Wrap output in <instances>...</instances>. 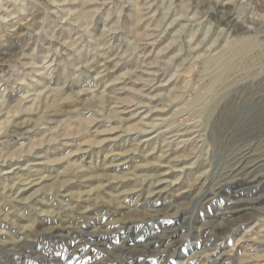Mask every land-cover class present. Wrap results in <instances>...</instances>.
Listing matches in <instances>:
<instances>
[{
    "label": "rangeland",
    "instance_id": "1",
    "mask_svg": "<svg viewBox=\"0 0 264 264\" xmlns=\"http://www.w3.org/2000/svg\"><path fill=\"white\" fill-rule=\"evenodd\" d=\"M89 1L0 0V140L26 148L0 151V264H264V199L240 206L242 197L257 199L264 188L228 187L237 175H264V167L245 166L255 156V143H264V0H141L154 28L145 39L133 34L132 0ZM84 9L91 17L81 16ZM247 35L258 38L260 58L245 60L247 72L233 83L222 71L212 84L216 73L203 76L204 60ZM26 81L33 84L22 89ZM130 87L133 100L122 103L119 97ZM55 90L69 97L52 108L48 100ZM221 94L239 108L219 144L213 114ZM93 112L106 120L99 123L108 128L100 135L105 142L77 154L61 146L53 152L61 165L104 167L122 194L116 200L105 191L92 202L86 192L70 200L76 187L41 190L62 167L58 161L53 171L41 167L49 144L28 147L24 137L40 123L57 125ZM134 115L139 124L130 129ZM147 143L156 169H131L143 162ZM185 147L190 152L178 157L174 150ZM231 151L235 161L226 170ZM90 188L93 184L84 187ZM118 228L131 234L125 238ZM170 231L173 238H161ZM132 248L145 252L133 260Z\"/></svg>",
    "mask_w": 264,
    "mask_h": 264
},
{
    "label": "bare ground",
    "instance_id": "2",
    "mask_svg": "<svg viewBox=\"0 0 264 264\" xmlns=\"http://www.w3.org/2000/svg\"><path fill=\"white\" fill-rule=\"evenodd\" d=\"M89 0H81V2H83L84 4L85 3H88ZM92 1V0H91ZM90 2V1H89ZM182 2V1H181ZM79 9V8H78ZM94 9V7H93ZM144 10H145V7H144V4L141 0H132V4H131V11H130V17H131V22L132 24L131 25V28H132V31L134 32L133 34H135L138 38H143L145 36H149L151 34L154 35V28L151 26V19H149V17H147L146 13H144ZM81 11V10H80ZM83 12V13H82ZM80 14L82 16V14H84L83 16H90L91 12L87 9H84V11H82ZM77 13V11L75 12ZM75 15V14H74ZM78 15H79V11H78ZM150 15V14H149ZM77 16V15H76ZM88 17V19H89ZM81 19V18H80ZM83 19V17H82ZM74 21V19H73ZM73 23V22H72ZM82 24V23H81ZM232 24H237V22L235 20H233ZM235 26V25H234ZM239 26V25H238ZM83 27V26H82ZM81 27V28H82ZM236 27V26H235ZM131 31V30H130ZM244 31L248 32L250 31L247 28L244 29ZM132 33V32H131ZM135 36V37H136ZM152 36V35H151ZM240 37V36H239ZM146 38V37H145ZM143 38V39H145ZM137 39V38H136ZM235 45L229 49H224L222 52H219L218 50V53L212 55V56H209L207 57L205 60H204V71H203V76H207L210 77L212 73H216L215 77L211 78V83L212 84H215L217 82L216 80V77H217V74L219 72L222 73V71L224 73H226L225 75H230V80L228 82H231L232 83L234 82L233 80L235 79V81L237 80L236 78L237 77H241L242 75L244 76L245 74V65L243 64V62H245V60L248 59V64L249 63H253L255 62L257 59L256 57L258 56L260 58V53L256 50L257 48H259V46L261 45L259 43V40L258 38H256V36H252V35H247V36H243V37H240L239 39H237L235 41ZM163 50V48H162ZM220 50H221V47H220ZM253 52H256V53H253ZM158 54V53H157ZM160 54V53H159ZM100 55V54H99ZM252 55V56H251ZM261 55H264V52L261 53ZM248 56H251V58H249ZM154 57V56H152ZM156 58V57H155ZM258 58V59H259ZM157 59V58H156ZM256 59V60H255ZM255 60V61H253ZM155 61V60H154ZM247 65V64H246ZM243 66L245 67L244 70H243ZM254 66V64H253ZM252 66V67H253ZM263 66V65H262ZM61 67V66H60ZM249 67H247V70ZM256 69V68H254ZM261 69V68H260ZM36 70V69H34ZM251 70V69H250ZM253 70V69H252ZM37 71V70H36ZM234 72H238L236 75H234ZM247 72V71H246ZM249 72V71H248ZM258 72V71H257ZM260 72V70H259ZM258 72V73H259ZM134 73V72H133ZM220 73V74H221ZM261 73V72H260ZM263 73V72H262ZM261 73V74H262ZM43 75V73H41ZM234 75L231 77V75ZM247 74V73H246ZM249 74V73H248ZM247 74V75H248ZM253 74L254 72L252 73V77H253ZM139 75V74H138ZM145 76V75H143ZM259 76V75H258ZM261 76V75H260ZM63 77V76H62ZM219 77V76H218ZM223 77V76H222ZM228 77V76H227ZM255 77V76H254ZM38 78V76H37ZM40 78V77H39ZM220 78V77H219ZM229 78V77H228ZM226 78V79H228ZM249 78V77H248ZM257 78V77H256ZM218 79V78H217ZM222 79V78H221ZM250 79V78H249ZM253 79V78H252ZM169 80V79H168ZM23 81V80H22ZM21 81V83H22ZM37 81H41V80H37ZM36 81V83H37ZM216 81V82H215ZM227 81V80H226ZM241 81V80H240ZM248 81V80H247ZM224 82V81H223ZM239 82V80H238ZM243 82V81H242ZM24 83V82H23ZM241 83V82H240ZM33 84V81L32 82H25V84H23V88L22 89H26L28 87H30L31 85ZM67 84V83H66ZM226 84H229L226 82ZM237 84V83H236ZM41 85V84H40ZM184 85V83H183ZM225 85V84H224ZM235 85V84H234ZM123 86V85H122ZM121 86V87H122ZM130 86V85H129ZM128 86V87H129ZM159 86V85H158ZM164 87V86H163ZM182 87V86H180ZM214 87V86H213ZM212 87V89H213ZM47 88V86H46ZM215 88V87H214ZM21 89V90H22ZM133 87L130 89H125L126 92H124V94L120 97H119V100L121 99V102L122 103H130L132 100H133V97H134V91L132 90ZM135 89V88H134ZM31 90V89H30ZM53 90V89H52ZM174 90V89H173ZM229 90V89H228ZM23 91V90H22ZM26 91V90H25ZM57 90H55L56 92ZM63 90H58L56 92V94L54 95L53 99L51 100H48L50 101L48 103L49 106H53L55 105L58 101H63L61 100L62 98H64V92H62ZM182 91V89H178V91L176 90V93L175 95H178L179 92ZM54 92V91H53ZM78 92V91H77ZM118 92V91H117ZM157 92V91H156ZM31 93V92H30ZM28 92V94H30ZM217 93V92H216ZM24 94V93H23ZM202 94V93H201ZM200 94V95H201ZM25 95V94H24ZM26 95H27V92H26ZM180 95V94H179ZM212 95V94H210ZM209 95V96H210ZM222 95V94H221ZM18 96V95H17ZM53 96V95H52ZM202 96V95H201ZM69 97V96H68ZM67 97V98H68ZM181 97V96H180ZM25 98V97H24ZM66 98V97H65ZM64 98V99H65ZM67 98L65 100H67ZM176 98V97H175ZM174 98V99H175ZM213 98V96H212ZM104 99V98H103ZM179 99V98H178ZM195 99V98H194ZM23 100V99H22ZM28 100V99H27ZM43 100V99H42ZM75 100V99H74ZM116 100V99H115ZM199 100V98L197 99ZM203 100V99H202ZM209 100H212L211 97ZM114 101V100H113ZM162 101V100H161ZM16 102V100H15ZM14 102V103H15ZM105 102V100H104ZM191 102V101H190ZM59 103V102H58ZM57 103V104H58ZM102 103V102H101ZM173 103V102H172ZM202 103V101H201ZM47 104V103H46ZM60 104V103H59ZM204 104V103H203ZM214 104V103H213ZM117 105V104H116ZM120 105V104H119ZM128 105V104H127ZM21 106V105H20ZM45 106V105H44ZM47 106V105H46ZM45 106V107H46ZM47 106V108L49 107ZM56 106V105H55ZM204 106V105H203ZM206 106V105H205ZM209 106V105H208ZM238 105L233 101V99L230 97V95L226 94V95H222L220 96L219 98H217V102L216 104L214 105V131H215V136H216V139L217 142L220 144L226 137V134H227V130H228V127L231 125V123H233L236 119V116H237V107ZM201 107V106H200ZM42 108V107H41ZM46 108V109H47ZM52 108H55V107H52ZM51 108V109H52ZM141 108V107H140ZM160 108V107H159ZM199 108V107H198ZM203 108V107H202ZM208 108V107H207ZM209 109V108H208ZM45 110V109H44ZM98 110V109H97ZM116 110V109H115ZM119 111V109H117ZM140 110V109H139ZM29 111V110H28ZM46 111V110H45ZM104 111V110H103ZM108 111V110H107ZM125 111V110H123ZM205 111H206V108H205ZM208 111V110H207ZM29 113V112H28ZM109 113V112H108ZM114 113V112H113ZM119 113V112H118ZM150 113V112H149ZM194 113V112H193ZM73 114V113H72ZM78 114V113H77ZM76 114V115H77ZM120 114V113H119ZM134 114V113H133ZM2 115V114H1ZM107 115V114H106ZM132 115V113H131ZM104 116V115H103ZM114 116V115H113ZM117 116V115H115ZM133 116V115H132ZM105 117V116H104ZM111 117V116H110ZM119 117V116H118ZM142 117V116H141ZM76 118V117H75ZM70 119L68 121H64L63 123H60V124H57V125H53V124H49V123H40L38 124L39 126H35L34 129L32 130L31 129V132L28 133L24 138L27 142V146L28 147H32V145H36V144H39L41 142H46L49 144L48 146V152L47 154L45 155L44 158H46V160H43L41 161V167L43 168H47L48 170L49 169H52L53 171V167H54V163H57V165L59 164V161L61 160L59 156L55 155V153L53 152V150H56L59 146H61V148H63L64 151H67V150H72V152H74L75 154H77V152H81L82 150H84L85 146L86 147H90L92 148L95 144H100L101 141H104L105 138H101L100 135L104 134L103 132L104 131H107L106 129L108 128H100V124L99 123H103L104 120L102 118V115L101 113L99 112H93L90 116L88 117H82V118H76V119ZM113 118V117H112ZM128 118V117H127ZM40 119V118H39ZM115 119V118H114ZM45 120V119H44ZM49 120V119H48ZM47 120V121H48ZM58 120V119H57ZM60 120V119H59ZM104 120V121H103ZM119 120V119H118ZM141 120V119H140ZM38 121V120H37ZM108 121V120H107ZM112 121V120H111ZM125 121V120H124ZM30 122V121H29ZM126 122V121H125ZM128 122V121H127ZM126 122V123H127ZM17 123V122H16ZM36 123V122H35ZM38 123V122H37ZM121 124V123H120ZM139 124V119L138 117H136L134 115V117L130 118L129 119V124H127V127H129L130 129L131 128H135L137 125ZM116 125V124H115ZM118 126V125H116ZM126 126V125H125ZM20 127V126H19ZM33 127V125H32ZM95 127V128H94ZM122 128V127H121ZM128 128V129H129ZM152 128V127H151ZM4 130V129H3ZM190 130V129H188ZM123 131V130H122ZM136 131V130H135ZM186 131V130H185ZM263 131V130H262ZM4 132V131H3ZM29 132V131H28ZM152 132V130H151ZM5 133V132H4ZM3 133V134H4ZM121 133V132H120ZM143 133V132H141ZM179 133V132H178ZM21 134V133H20ZM26 134V132H25ZM146 134V133H145ZM118 135V134H117ZM24 136V135H23ZM118 137V136H117ZM23 138V137H22ZM21 138V139H22ZM138 138V137H137ZM113 140V139H111ZM63 141V142H62ZM107 141V140H106ZM20 142V141H19ZM105 142V141H104ZM248 142V141H247ZM134 143V142H132ZM136 143V141H135ZM138 143V141H137ZM16 144V143H15ZM150 143H147V145H149ZM26 145V144H25ZM140 145V144H138ZM137 145V146H138ZM151 145V144H150ZM148 146V153L147 155L143 156L142 158V163L141 164H131L130 167L131 169H149L151 170V168H155V164L153 161L154 160H151V155H152V151H154L153 147L152 146ZM247 145V144H246ZM19 146V145H18ZM11 147L8 145V143L6 142H1L0 140V151L1 152H5L7 154H14V153H19L20 151H22L25 147L24 146H21V147ZM42 146V145H41ZM98 146H101V145H98ZM220 146V145H219ZM243 146V145H242ZM249 146V145H248ZM37 147V146H36ZM106 147V146H105ZM34 148V146H33ZM130 148V147H129ZM132 148V147H131ZM139 148V147H138ZM137 148V149H138ZM147 148V147H146ZM254 150H253V154H255V156L249 158L247 160V163L245 166L249 165L250 167H254V168H263L264 167V159L262 157V153L264 152V143L263 141H257L255 143V146H254ZM26 149V148H25ZM108 148L106 147L105 150H107ZM135 150V145L134 147L132 148ZM153 149V150H152ZM244 149V147H243ZM253 149V148H252ZM87 150V149H86ZM94 150V149H93ZM109 150V149H108ZM119 150V149H118ZM131 150V149H130ZM195 150V149H194ZM232 150V149H231ZM237 150H240L239 147L237 148ZM88 151V150H87ZM175 151V154L178 156V157H182L186 154H188L190 152V149L189 148H176ZM236 151V150H234ZM234 151H231L228 152L229 154L226 155V158L224 159V168H227L226 170H230L232 169V165H233V160H234V157L236 156L235 152ZM241 151V150H240ZM71 152V153H72ZM96 152V151H95ZM98 152V151H97ZM144 152V151H143ZM195 152V151H194ZM102 153V152H101ZM105 153V152H104ZM123 153V152H122ZM236 153H238V151H236ZM240 153V152H239ZM84 154V153H83ZM158 154V153H157ZM167 154V153H166ZM241 154V153H240ZM251 154V153H250ZM109 155V153H108ZM113 156H121V152H118V153H114L113 151ZM193 155V154H191ZM111 156V155H110ZM242 156V155H241ZM239 156V160H242V157ZM249 156V155H248ZM26 157V156H25ZM42 157V156H41ZM91 157V156H90ZM99 157V156H98ZM116 158V157H115ZM66 159V158H65ZM69 159V158H68ZM184 159V158H183ZM182 159V160H183ZM238 159V158H237ZM236 159V161H237ZM37 160V159H36ZM67 160V159H66ZM95 160V159H94ZM65 161V160H64ZM135 161V160H134ZM235 161V160H234ZM137 162V161H136ZM32 163V162H30ZM35 163V162H34ZM97 163V162H96ZM223 163V162H222ZM221 163V165H222ZM241 163V162H240ZM101 164V163H100ZM103 164V163H102ZM106 164V163H105ZM114 164V163H113ZM167 164V163H166ZM35 165V164H34ZM56 165V164H55ZM79 164L78 163H75V162H71V161H67L64 165L62 164H59L58 167H62V169L59 170V172L56 170H54L55 172H53L52 174V177L49 176L45 183H42L40 184L41 185V190H48V189H53V188H57V187H60V186H64V187H67V188H72V187H76L79 189L78 191V194L76 193H72L70 194V200H75L77 201L78 200V197L81 196V194L83 192H86L88 193V198L90 201L92 202H98V200H100L102 197V194L105 193V191H108L106 192L105 194V197L106 198H113L115 197L116 199V196L117 195H120L122 193H118V189H117V185L115 186V184L113 183V180H111V177L109 176V174L107 173V170L103 167L101 169H98V168H94L93 166L89 165H83V166H78ZM93 165V164H92ZM108 165V164H107ZM163 165V164H162ZM24 166V165H23ZM114 166V165H112ZM193 166V165H192ZM236 166V164H235ZM234 166V167H235ZM243 166V169H245ZM56 167V168H58ZM107 167V166H106ZM172 167V166H171ZM239 167V166H238ZM249 167V168H250ZM12 168V167H11ZM158 168V167H157ZM185 168V167H184ZM237 168V167H236ZM234 168V169H236ZM248 168V167H246ZM34 169V168H33ZM55 169V168H54ZM113 169V168H112ZM156 169V168H155ZM233 169V170H234ZM137 170V171H138ZM168 170V168H167ZM242 170V169H241ZM253 170V169H252ZM263 170V169H262ZM2 171V170H1ZM50 171V172H52ZM77 173V171L79 172V176L78 177H81L80 179H76L75 177H72L74 176L75 172ZM152 171V170H151ZM225 171V170H224ZM223 171V172H224ZM245 171V170H244ZM261 171V170H260ZM72 172H74L72 174ZM165 172V171H163ZM169 172V171H168ZM237 172V171H236ZM252 172V171H251ZM262 172V171H261ZM161 173V172H160ZM167 173V172H166ZM231 173V172H230ZM239 173V171H238ZM237 173V174H238ZM264 173V172H263ZM147 174V173H146ZM149 174V173H148ZM153 174V173H152ZM157 174V173H156ZM245 174V173H244ZM145 175V174H144ZM128 176V175H127ZM15 177V176H14ZM51 177V178H50ZM77 177V178H78ZM133 177V176H132ZM145 177V176H144ZM140 178V177H139ZM129 179V178H128ZM134 179V178H133ZM117 180V178H116ZM173 180V179H172ZM229 181V180H228ZM131 182V181H130ZM137 183V182H136ZM222 183V182H220ZM220 183H216V186L214 190H217L218 192H222V186ZM37 184V183H35ZM91 185L93 184V188H90L91 190H86L84 189L85 186L87 185ZM95 184V186H94ZM149 184V183H148ZM249 184H255L257 186H260L261 188H264V175L262 174H248V175H242V176H235L233 177V179H230L229 181V184H228V187L231 188L232 190H236L238 192V189L240 188H244L246 185H249ZM38 185V184H37ZM120 185V184H119ZM136 185V184H135ZM134 186V185H133ZM19 187V186H18ZM224 187V185H223ZM140 188V187H139ZM124 189V188H123ZM127 189V188H125ZM149 189H151V187H149ZM162 189V188H161ZM188 189V188H187ZM185 189V190H187ZM225 189V188H224ZM228 190V189H227ZM58 191V190H57ZM89 191H93L89 194ZM132 191V190H131ZM151 191V190H150ZM156 191V190H155ZM46 191H44L45 193ZM116 192V194H114ZM148 192V191H147ZM154 192V191H153ZM217 192V193H218ZM159 193V192H158ZM156 193V194H158ZM259 196H257V199L256 198H252L249 199L248 197H242L241 199V205L242 210L244 209H247V205H250L254 202H256V200L260 201L262 199H264V189H261L259 191ZM56 194V193H55ZM54 194V195H55ZM63 194V193H62ZM85 194V193H84ZM124 194V193H123ZM45 195V194H43ZM68 195V194H67ZM78 195V196H77ZM86 195V196H87ZM152 195V194H151ZM160 195V193L158 194ZM69 196V195H68ZM83 196V195H82ZM85 196V195H84ZM147 196V195H146ZM144 199H148V196H150V194L147 196V198ZM47 197V195H46ZM44 197V198H46ZM75 197H77V199H75ZM52 198V197H51ZM55 198V197H54ZM59 198V197H58ZM159 198V197H158ZM157 198H155L156 200ZM117 200V199H116ZM115 201V200H113ZM147 201V200H146ZM154 202V200H153ZM49 203V202H48ZM235 203V202H234ZM53 204V203H52ZM237 205V203H235ZM59 205V203H55V206L57 207ZM78 206V205H77ZM238 207V205H237ZM251 207V206H250ZM61 208V207H60ZM233 208V207H232ZM253 208V207H251ZM250 208V209H251ZM237 209V208H236ZM233 210V209H231ZM238 210V209H237ZM252 210V209H251ZM52 211V210H51ZM241 212V211H240ZM247 212V211H246ZM253 212V211H251ZM243 213V212H242ZM245 213V212H244ZM47 214V213H46ZM251 216H249L250 218ZM34 218V217H33ZM259 219V218H258ZM226 228V227H225ZM117 231H120V234H122V229L118 228ZM131 234V232H127V234L123 235L125 238H127L129 235ZM10 235V234H9ZM71 235V234H70ZM175 235V232L173 231H170L169 233H167V235L165 234V236H161V238H165L166 241L168 239H171L173 238ZM11 236V235H10ZM154 237V235H153ZM157 237V236H156ZM157 239V238H156ZM155 240V239H154ZM159 240V238H158ZM180 240V239H179ZM170 242V240H169ZM182 242V241H181ZM154 243V242H152ZM158 243V241H157ZM173 243V242H172ZM179 243V242H178ZM155 244V243H154ZM162 244V242H161ZM166 244V243H165ZM168 244V243H167ZM171 244V243H170ZM160 247V246H159ZM164 248V247H163ZM159 249V248H158ZM113 251V250H112ZM162 251V250H161ZM142 252H145L144 250H140V249H137V248H132L131 252H130V258L135 260L137 259L141 254ZM163 252V251H162ZM153 255L156 256V252H151ZM148 254V252H147ZM151 254V255H152ZM152 255V256H153ZM148 256V255H147ZM146 257V256H145ZM149 257V256H148ZM129 258V259H130ZM188 258V257H187ZM130 259V260H131ZM132 260V261H133Z\"/></svg>",
    "mask_w": 264,
    "mask_h": 264
}]
</instances>
